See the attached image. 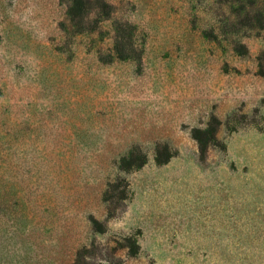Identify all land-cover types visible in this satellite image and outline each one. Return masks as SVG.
Wrapping results in <instances>:
<instances>
[{"label": "rangeland", "instance_id": "374dc122", "mask_svg": "<svg viewBox=\"0 0 264 264\" xmlns=\"http://www.w3.org/2000/svg\"><path fill=\"white\" fill-rule=\"evenodd\" d=\"M0 264H264V0H0Z\"/></svg>", "mask_w": 264, "mask_h": 264}, {"label": "trees", "instance_id": "16d2710c", "mask_svg": "<svg viewBox=\"0 0 264 264\" xmlns=\"http://www.w3.org/2000/svg\"><path fill=\"white\" fill-rule=\"evenodd\" d=\"M119 43V42H118ZM122 50H119V46L117 47L116 46V53H118V57H124V55L123 54H121L122 52H121Z\"/></svg>", "mask_w": 264, "mask_h": 264}]
</instances>
